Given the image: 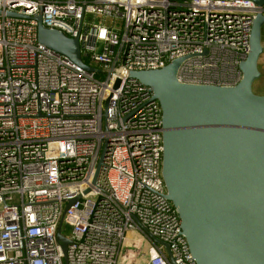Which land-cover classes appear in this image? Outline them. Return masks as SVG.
Returning <instances> with one entry per match:
<instances>
[{"label":"built area","instance_id":"2783aa9c","mask_svg":"<svg viewBox=\"0 0 264 264\" xmlns=\"http://www.w3.org/2000/svg\"><path fill=\"white\" fill-rule=\"evenodd\" d=\"M258 12L250 0H0V264H123L129 231L149 243L142 264H171L151 237L196 264L161 177L160 105L135 80L114 89L115 71L187 58L180 83L235 86ZM37 16L98 72L41 45Z\"/></svg>","mask_w":264,"mask_h":264},{"label":"water","instance_id":"95a60500","mask_svg":"<svg viewBox=\"0 0 264 264\" xmlns=\"http://www.w3.org/2000/svg\"><path fill=\"white\" fill-rule=\"evenodd\" d=\"M250 1L264 7V0ZM35 20L41 45L85 71L98 72L85 64L77 39L45 28L40 16ZM263 27L264 13L258 12L235 86L180 83L177 74L187 58L158 70L115 71L114 89L124 78L135 80L150 88L160 105L161 177L196 264H264V95L252 91L261 75ZM106 148L107 144L94 182ZM61 223L56 238L65 255L69 240L60 234ZM151 239L175 264L168 245Z\"/></svg>","mask_w":264,"mask_h":264},{"label":"rangeland","instance_id":"374dc122","mask_svg":"<svg viewBox=\"0 0 264 264\" xmlns=\"http://www.w3.org/2000/svg\"><path fill=\"white\" fill-rule=\"evenodd\" d=\"M261 44L263 48V53L260 56L258 69L260 71V78L254 82L252 86V91L256 95H264V27L262 30ZM62 235L64 238L70 237V230L65 223L62 226ZM149 252V243H147L145 237L137 231H129L126 233L122 248L120 251V260H124L128 257L123 264H142L143 255H147Z\"/></svg>","mask_w":264,"mask_h":264}]
</instances>
